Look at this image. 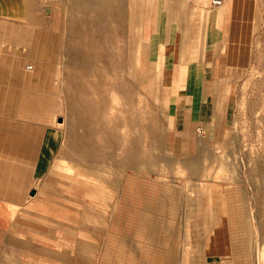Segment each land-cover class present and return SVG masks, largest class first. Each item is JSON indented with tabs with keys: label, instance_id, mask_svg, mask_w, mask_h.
<instances>
[{
	"label": "rangeland",
	"instance_id": "374dc122",
	"mask_svg": "<svg viewBox=\"0 0 264 264\" xmlns=\"http://www.w3.org/2000/svg\"><path fill=\"white\" fill-rule=\"evenodd\" d=\"M127 2L124 9L129 8ZM26 4L31 5L30 16L28 11L21 18L16 13L0 14V133L24 127L9 124L16 122H39L43 128L52 125L63 131L49 179L64 188L73 182L81 197L76 207L90 204V212L100 213L86 218L106 234L95 264H133L131 248L144 252L147 264H168L174 251L167 256L148 249L150 226L142 232L136 228V219L141 217L146 218L145 225L153 221L159 229L181 230V254L177 255L182 259L204 256L203 248L216 244L214 229L209 223L208 236L201 230L195 236L197 224L204 227L203 215L196 211L203 207L210 212V199H204L202 206L200 199L194 204L193 185L201 190L207 184L213 186V194L224 190L244 195L250 218L247 256L250 264H264V0H222L219 6L232 23L231 123L220 143L198 141L192 148V142L173 131L167 94L161 87L162 61L142 38L140 14L123 12L122 19L112 14L102 20L93 12L69 16L68 4L61 0H26ZM74 15L77 22L71 21ZM20 28H26V35ZM22 39L27 41L26 54ZM131 150L138 168L130 165ZM123 152L120 184L101 180L95 173L100 170L108 180L114 178L115 162ZM151 154L158 161L148 171ZM195 158L207 167L209 180H188L184 173L171 175V170ZM163 159L174 164L167 167ZM89 161L100 169L85 170ZM29 169L26 164L19 174L24 185ZM171 185L180 188L183 214L169 220L161 210V215L152 218L151 206L160 202L163 188ZM16 191L22 198L29 197V188L21 184ZM241 255L233 250L228 258L221 254L224 264L238 262Z\"/></svg>",
	"mask_w": 264,
	"mask_h": 264
},
{
	"label": "crops",
	"instance_id": "0c3cea01",
	"mask_svg": "<svg viewBox=\"0 0 264 264\" xmlns=\"http://www.w3.org/2000/svg\"><path fill=\"white\" fill-rule=\"evenodd\" d=\"M62 1L68 4L66 12L69 16L70 13L81 12L84 15L93 12L99 15V19L105 20L106 15L111 17L112 14L116 19H122L123 12L140 14L142 38L154 52H158L162 61L161 87L167 94L173 131L181 139L192 142L191 148L198 141L212 145L221 142L231 123L233 107L229 80L233 34L232 23L224 8L215 5L214 0H125L128 1L126 6H129L125 9L124 0ZM31 9V5L27 7L26 0H0V14L16 13L21 18L27 11L30 16ZM76 19L74 15L71 21L77 22ZM37 28L34 26L35 33ZM20 31L26 35V28H20ZM20 45L26 54V39H22ZM9 124L24 127L17 132L0 133V264H95L97 254L105 246L106 234L86 218H95L94 215L100 213L96 209L90 212V204L84 203L82 209L76 207V201H79L76 199L81 197L76 193L73 182L64 188L49 179L55 154L63 140V131L52 125L43 128L39 122ZM134 154L131 150L130 165L133 168L138 165L135 164L137 157L133 159ZM124 155L123 152L120 160L115 162L118 171L111 180L103 177L100 170L95 174L101 180L118 186ZM163 160L167 167L174 164L172 161L168 163V159ZM157 161L155 154L148 155L147 170L150 171ZM26 164H29L30 176L24 185L19 174ZM221 165L228 168L225 164ZM181 166L175 172L170 171L173 177L184 173L188 175V180H209L207 167L204 168L198 158ZM84 168L87 171L100 169L91 161ZM39 181L42 186H34ZM20 184L29 188L28 198H22L16 191ZM179 189L176 185L163 188L160 202L150 208L152 218L161 215L158 212L161 210L169 220H176L183 214L179 209L183 198ZM193 190L194 204L198 205L197 199H200L202 206L203 200L209 198L211 209L208 213L203 211V207L196 211L200 217L203 215L204 227L200 228L197 224L195 236L200 230L202 234L208 231V224H213L211 230L214 229L212 235L216 244L203 248L205 257L196 255L193 261L187 257L182 259V255H177L181 230L174 227L159 229L153 221L145 225L146 218L141 217L139 221L136 219V228L142 232L150 226L148 230L152 238L146 241L148 249L153 252L158 249L167 256L174 251L175 255L166 260L168 264H199L202 257L201 264H224L221 254L228 258L231 250L242 254V259L233 264H250V256H247L250 246L247 223L250 218L244 195L224 190L213 194V186L208 184L201 190L193 185ZM32 191L35 193L31 194ZM121 195L122 192H119L118 196ZM79 215L80 220L76 219ZM133 243L138 246L135 240H132ZM213 247L217 252L212 251ZM130 253L133 264H147L144 252L131 248ZM243 256L247 257L244 259Z\"/></svg>",
	"mask_w": 264,
	"mask_h": 264
},
{
	"label": "built area",
	"instance_id": "2783aa9c",
	"mask_svg": "<svg viewBox=\"0 0 264 264\" xmlns=\"http://www.w3.org/2000/svg\"><path fill=\"white\" fill-rule=\"evenodd\" d=\"M213 2L215 5H221L222 4V0H214Z\"/></svg>",
	"mask_w": 264,
	"mask_h": 264
},
{
	"label": "water",
	"instance_id": "95a60500",
	"mask_svg": "<svg viewBox=\"0 0 264 264\" xmlns=\"http://www.w3.org/2000/svg\"><path fill=\"white\" fill-rule=\"evenodd\" d=\"M34 193H35L34 191L31 192V194H34Z\"/></svg>",
	"mask_w": 264,
	"mask_h": 264
}]
</instances>
